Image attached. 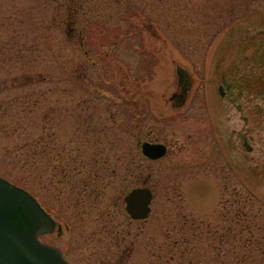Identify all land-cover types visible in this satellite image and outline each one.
I'll use <instances>...</instances> for the list:
<instances>
[{"label":"rangeland","instance_id":"obj_1","mask_svg":"<svg viewBox=\"0 0 264 264\" xmlns=\"http://www.w3.org/2000/svg\"><path fill=\"white\" fill-rule=\"evenodd\" d=\"M40 138L36 170L17 165ZM149 140L167 156L144 159ZM0 176L62 226L40 238L72 264H264V0H0Z\"/></svg>","mask_w":264,"mask_h":264},{"label":"water","instance_id":"obj_2","mask_svg":"<svg viewBox=\"0 0 264 264\" xmlns=\"http://www.w3.org/2000/svg\"><path fill=\"white\" fill-rule=\"evenodd\" d=\"M179 99L183 104L185 95ZM141 150L151 160L167 155V146L161 143L144 142ZM152 200L151 189L135 188L125 197L126 212L134 220L147 219ZM55 228L53 218L31 193L0 177V264H70L59 248L39 238Z\"/></svg>","mask_w":264,"mask_h":264},{"label":"flooded vegetation","instance_id":"obj_3","mask_svg":"<svg viewBox=\"0 0 264 264\" xmlns=\"http://www.w3.org/2000/svg\"><path fill=\"white\" fill-rule=\"evenodd\" d=\"M183 93H185V95H186V92H183ZM183 93H180V94H177V93H175V95H174V97H173V95H172V99L171 100H173L174 102H176V103H178V104H180V105H182V103H181V100L179 99V97H180V95L181 94H183ZM185 98H186V96H185ZM186 101V100H185ZM173 102V103H174ZM185 103V102H184ZM199 138L201 139V136H199ZM242 140H243V145L247 148V149H250L251 150V147L250 146H248V140H247V137L246 136H243V138H242ZM141 141V140H140ZM143 142H145V141H143ZM143 142H139L140 143V145H139V147H140V152H141V144L143 143ZM146 142H151V143H156V141H154V140H149V141H146ZM165 144V143H164ZM166 146H167V148H168V152H169V145L168 144H165ZM219 151H220V154H222V152H221V149H219ZM142 157L144 158V159H147L146 157H144L143 155H142ZM201 159V158H200ZM107 162V164L109 163L108 161H106ZM86 162H84V161H80V165L79 166H77V167H75L74 169L75 170H77V175H80L81 174V170H82V168L83 167H87L86 166V164H85ZM95 163H97V164H99V162H98V160H96L95 161ZM102 167V166H101ZM69 168H66V169H63V171H64V175L65 176H67V177H70V176H68L69 175V173H67L66 174V172H67V170H68ZM72 170V172L73 171H75V170ZM109 170H110V167L108 166V165H106V167H103V177H102V179H105L106 177H107V175H108V172H109ZM113 170V172L115 171V169H112ZM91 175H92V177L93 178H95V179H99L100 180V178H101V176H99L98 175V172L97 173H94L93 174V172L92 173H90ZM67 179H71V178H66L65 179V181L67 180ZM64 182V181H63ZM64 183H67V182H64ZM77 185H79V184H76V186ZM75 188H73V190H74ZM101 192H103V188H101V187H94L91 183H85V181H83L82 182V191H81V194H83V195H80V196H82L81 197V199H83V197L85 198V195L87 196V198H89V197H91V198H94V199H96L97 200V198H99L101 195H102V193ZM128 194V192L124 195V198H123V202H124V212H126V204H125V197H126V195ZM82 201H84V200H82ZM77 204H76V208H80V204H79V202H76ZM118 203H116V205H117ZM82 207V206H81ZM46 210V209H45ZM112 215H114V212H111L110 213V217L109 216H107V218L105 219V220H112L113 218H112ZM126 215H128L127 213H126ZM129 217V216H128ZM111 218V219H110ZM129 219H130V217H129ZM130 221H132V222H136V221H134V220H131L130 219ZM56 230H57V232L59 233V235H62V233H63V229H62V226L60 225V224H58L57 223V221H56ZM63 254H64V252H63ZM64 256H65V254H64Z\"/></svg>","mask_w":264,"mask_h":264},{"label":"trees","instance_id":"obj_4","mask_svg":"<svg viewBox=\"0 0 264 264\" xmlns=\"http://www.w3.org/2000/svg\"><path fill=\"white\" fill-rule=\"evenodd\" d=\"M249 11H251V10L247 9L246 13H248ZM233 13L235 14V11H233ZM239 17H241V16H235V18H239ZM231 21L232 20H227L226 23L222 27L227 26L226 24L230 23ZM151 67L152 66H150V68ZM41 138L40 139H33V141H34L33 144H31L27 141V143L25 142L24 145H22L20 147L19 151H22V153H17L15 155V159H18L17 165L21 166L22 168H24L25 166L34 167V169L36 170V168L38 166L39 159H44V154L48 150L47 147H45V146L42 147V143H41L42 139ZM31 158L34 160H31ZM13 183H15L16 185L26 189L25 186H23L24 184H18L16 182H13ZM236 215L238 218H241L242 216L244 217V214L241 210H237ZM237 222H239V221L237 220Z\"/></svg>","mask_w":264,"mask_h":264}]
</instances>
